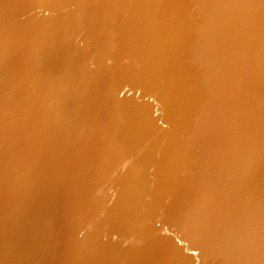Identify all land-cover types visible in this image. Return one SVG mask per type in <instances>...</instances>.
Segmentation results:
<instances>
[{
    "label": "bare ground",
    "instance_id": "obj_1",
    "mask_svg": "<svg viewBox=\"0 0 264 264\" xmlns=\"http://www.w3.org/2000/svg\"><path fill=\"white\" fill-rule=\"evenodd\" d=\"M0 93V264H264V0H0Z\"/></svg>",
    "mask_w": 264,
    "mask_h": 264
},
{
    "label": "rangeland",
    "instance_id": "obj_2",
    "mask_svg": "<svg viewBox=\"0 0 264 264\" xmlns=\"http://www.w3.org/2000/svg\"><path fill=\"white\" fill-rule=\"evenodd\" d=\"M40 43V41H38ZM94 66L88 62L85 63V67L88 69L86 71L85 68V75L86 77H81L78 76L77 80L75 83L71 82L68 80V83L70 85V89L76 94L79 95L81 94L85 88L87 87L91 76L98 70V68L104 67L111 71L112 73H115V81L113 85V89H111L108 94L107 98H109V101L113 100V102L118 103L120 101V96H121V89L123 87L122 85V72L118 70V64L114 61H108V62H100L98 59L95 61ZM29 68V67H28ZM90 77V78H89ZM113 76H110L109 83L112 81ZM27 83V81H24ZM96 86H99V81L96 82ZM2 94L0 93V102L2 101ZM115 106H112L108 109L109 116H112V122L110 121L103 126L100 127V135H98V138L94 144L91 145V150H93L90 155L88 156H83V147L82 142L80 141H73L71 142V145L68 148V156H64L62 158H59L57 160V164L55 166L57 167L59 163H62L65 166V170L62 174H60L59 177H57L58 183L63 186V207L67 208L68 201L71 198V186L74 182H81V176L82 172L85 170V168L88 166L89 162L94 158V156L98 155L99 152L102 151L103 145H104V134L105 131L110 129L112 124L116 121L117 119V108ZM90 112V111H89ZM89 120L88 115L85 116V121ZM100 140V141H99ZM72 146V148H71ZM81 147V148H80ZM94 148V149H93ZM96 148V150H95ZM78 149V150H77ZM70 152V154H69ZM82 156V157H81ZM84 159V160H83ZM58 175V174H57ZM13 219V213H7L3 212L0 210V234H2L3 230L6 228L7 224L11 222ZM3 223V224H1ZM36 222H30L28 229L29 232L32 233V236L35 234L36 231ZM67 240L68 242L65 243L63 247V258L60 259L59 264H75L74 261H72V256L69 252V241L72 237V227L69 223H67ZM34 232V233H33ZM62 260V262H61Z\"/></svg>",
    "mask_w": 264,
    "mask_h": 264
}]
</instances>
